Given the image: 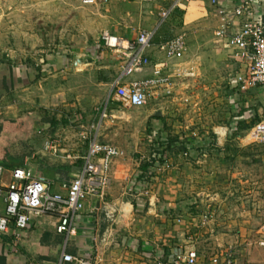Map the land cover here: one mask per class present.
<instances>
[{
	"label": "rangeland",
	"instance_id": "obj_1",
	"mask_svg": "<svg viewBox=\"0 0 264 264\" xmlns=\"http://www.w3.org/2000/svg\"><path fill=\"white\" fill-rule=\"evenodd\" d=\"M152 1L0 0V62L25 75L17 88L2 77L0 163L22 165L38 152L45 156L41 173L76 172L88 138L95 137L119 151L108 163L109 185L83 209L101 220L96 254L113 252L117 261L132 264L114 236L129 232L154 241L164 256L174 247L196 248L204 264L223 248L241 247L230 237L236 230L252 251L264 236V145H246V136L264 117V102L258 88L232 91L227 84L237 63L240 72L244 66L214 33L233 0L221 6L222 14L217 0H203L185 19L180 10L162 19L170 0ZM252 2L264 21V0ZM138 28L154 30L147 55L166 62L174 82L169 93L157 89L139 108L114 99L117 65L99 42L103 32L133 37ZM176 36L184 42L181 58L162 57L156 46ZM216 127L227 129L226 154L204 158L199 140L208 137L218 150ZM160 153L163 161L144 173ZM204 216L210 222L203 227ZM190 228L206 231L187 239ZM211 228L219 238L208 236ZM244 257L240 264H247Z\"/></svg>",
	"mask_w": 264,
	"mask_h": 264
},
{
	"label": "built area",
	"instance_id": "obj_2",
	"mask_svg": "<svg viewBox=\"0 0 264 264\" xmlns=\"http://www.w3.org/2000/svg\"><path fill=\"white\" fill-rule=\"evenodd\" d=\"M190 0H172L161 18H166L176 10L185 11ZM253 0H234L231 11L236 19L223 22L215 31V36L225 47L235 51V56L244 69L230 79V85L236 90L259 88L264 90V21L253 12ZM105 0H82L84 5H96ZM252 3V4H251ZM251 4V6H250ZM224 12L222 9L219 13ZM153 30L137 29L133 37H124L108 32L100 36V48L109 52L117 65V74L110 83L113 97L129 107H142L154 97L157 89L170 92L172 83L166 75L167 64L164 61L151 62L147 50L153 38ZM166 59H180L184 50V42L176 36L156 46ZM150 68L149 77L134 78ZM248 144L264 145V117L260 119L246 136ZM55 152L54 146H47ZM118 150L95 137H89L86 150L80 157V167L69 179L59 183L62 193L53 191V181L43 175H31L24 168H14L6 187L4 211L0 213V234L8 231L11 223L14 229H26L32 218L45 215L51 206L57 208L58 223L55 231L59 234H73L71 223L76 214L83 211L85 202L90 197L101 196L109 185L107 166L109 161L118 154ZM3 167L0 165V193ZM211 216H209V219ZM207 217H203L202 223ZM264 246V240L258 241ZM155 252V251H154ZM153 249H145L144 257L150 264H196L199 254L192 247H182L170 252L167 256L154 254ZM213 256V255H212ZM209 259L208 264H240L236 250L232 247L223 248L218 256ZM62 260L71 264H92L88 258L62 255Z\"/></svg>",
	"mask_w": 264,
	"mask_h": 264
},
{
	"label": "crops",
	"instance_id": "obj_3",
	"mask_svg": "<svg viewBox=\"0 0 264 264\" xmlns=\"http://www.w3.org/2000/svg\"><path fill=\"white\" fill-rule=\"evenodd\" d=\"M144 1L146 2L148 0H144ZM217 1L219 4L216 3L215 6L217 7L218 10H221L222 8L221 6L226 4L228 0H217ZM158 2H160V0H158ZM171 2L172 0H170L169 5ZM233 2L230 1L231 7H232ZM203 3H204L203 0H190L189 3L186 5L185 14H183V18L185 19V16L188 15L189 11H193L192 6L196 5L195 7H199V6H202ZM192 16L193 15L191 14V17ZM227 20H231L234 25L237 23L236 19L232 18V16L229 13L226 18L219 16L218 23H220L221 25L223 22ZM151 29H146V30H151ZM125 34L130 36V34L128 33H125ZM215 42L217 43L220 42L219 45L222 44L221 43L222 41L218 39L217 37H215ZM162 57L164 56L162 55ZM156 60L157 59L154 58V62H158ZM236 61H239V60L236 59ZM237 64H238L237 71L232 76H230L228 83H227L228 87L232 91H235L236 88H232V86L230 85V79H232L234 75H237L241 70L240 64L239 63ZM15 73H18L20 75H15ZM5 75H7V84L10 86H12L13 84L14 88H17L19 84L25 83V75L22 74V72H17V70L15 72L14 70L10 71L9 68L5 66V64L0 62V95L2 94L5 95V92H6L2 88L3 87L2 77ZM150 75L151 73H150V68H149L141 75L134 76V78L139 79L142 77H149ZM172 85H174V82H172ZM10 86L8 87L9 89L11 88ZM258 90L259 91L257 93L259 95L261 94L262 96L261 98H263L261 102H264V91L259 88ZM9 107H12V106L9 105ZM9 107H7V110H9ZM236 118L243 119V116L239 115ZM232 123L233 125L235 124V122H232ZM233 125H231L230 128L233 129L232 127ZM213 131L215 135V138H213L214 146H216L218 150L213 149V144H208V143H211L212 141L210 138L209 139L211 141L208 140V137L203 136L202 139L199 140V142H201V144L203 145V150L201 153L203 155L202 157L204 158L211 156V153L212 154L217 153V155L219 156H223L226 154V149L225 148L223 149L222 145L224 141H226L225 136L227 135L226 134L227 129L216 127L214 128ZM236 138H237V141L242 142V139H240V137H236ZM229 139L231 138L229 137ZM230 142H234V138H232ZM246 145H249L248 142H246ZM35 155L37 156L34 160H28L22 165L12 162V161L9 163H0V165L4 169L2 179H1L2 187H1V193H0V213L4 211V197H5L6 187L8 186V183L10 181L11 171L14 168H19V167L24 168L31 175H43L47 177L48 179H50L51 181H53L54 185L52 189L54 192H59V193L63 192V190L60 189L59 182L63 179H69L70 176L73 174V172L65 174L63 169L61 170V168H56L54 174H52L51 176H47L46 175L48 173L47 170L44 171V173H41V169L39 167V164L40 163L42 164L41 160L43 159V157H45L44 154L38 155V152L32 153L31 159H33ZM108 167L109 165L107 166V169ZM88 208L89 207H86L85 209L86 212L82 211L81 213L79 212L78 214L75 215L71 223L73 234H68V233L59 234L55 231V227L58 223L56 206H51L50 211L47 212V214L45 215L32 218L29 226L22 231L15 230L13 224L11 223L8 231L0 234V264H71L68 262H64L62 260L63 254L82 257V258H88L91 260L92 264H127L125 262L121 263V261H117L116 259H114L113 252L110 253V256H107L104 254L99 256L98 254L94 252V250H92L94 249L95 244L97 246L100 244L99 241H95V240L97 239L98 234L100 235L102 233L101 232L102 230L98 229L99 224H101V220H99L98 216L96 215L88 214L87 213ZM149 211H151V209ZM189 230L190 231L187 232L188 233L187 239H190L193 236L196 237L197 235L201 236L203 231H206V230H199V229L193 231V229L191 228ZM209 234L210 235L208 236H213L214 234L215 239L219 238L220 236L218 232L215 231L214 228H211L209 230ZM138 235H141V234H134V233L129 232L128 236H124L123 233H120V234L115 233L114 236L119 239V244L121 248L128 250L127 252L134 258V262L132 261V264H150L149 260H147L144 257L143 251L146 248L153 249V252L155 251L154 254L156 255L158 253H161V250L159 249L158 245L154 241H151L148 239H141L142 236H138ZM102 236H104L103 233H102ZM230 237L235 239L236 242L237 241L240 242V244L238 245L241 247L238 249H235L238 259L242 260V258L244 257L243 253L245 250V252H247V257L246 258L244 257V258L246 259L247 264H264V246H260L258 243L257 244L254 243L253 244L254 250L251 251L250 243H248L245 245L246 246L245 248L244 244H241L242 241H244L245 239H244L243 234L239 230L233 231ZM260 237H261V240H264L263 235H261ZM255 245L256 246L258 245V246L256 247ZM169 246L170 245H168V247ZM197 248L199 247L197 246ZM177 249H178L177 247H174L173 249L170 250V252L172 253L173 251H176ZM194 249L199 254V251L196 248ZM129 250L131 252H129ZM162 254L164 255L165 253H162ZM101 260H103V262L100 263ZM196 264H204V257L201 254H199V259Z\"/></svg>",
	"mask_w": 264,
	"mask_h": 264
},
{
	"label": "trees",
	"instance_id": "obj_4",
	"mask_svg": "<svg viewBox=\"0 0 264 264\" xmlns=\"http://www.w3.org/2000/svg\"><path fill=\"white\" fill-rule=\"evenodd\" d=\"M178 11H179V10H178ZM164 41H165V40H164ZM162 42H163V41H162ZM161 155H162V153H160V155L158 154V157H157L156 159H154V160H151L150 164L147 165V167L144 166V168H143V172L145 173V172H147L149 169H151V167L154 166L155 162H157V161L162 162L163 159H162V160L160 159V156H161ZM80 163H81V162H80ZM79 166H80V165H79ZM145 169H146V171H145ZM143 172H140V173H143Z\"/></svg>",
	"mask_w": 264,
	"mask_h": 264
},
{
	"label": "water",
	"instance_id": "obj_5",
	"mask_svg": "<svg viewBox=\"0 0 264 264\" xmlns=\"http://www.w3.org/2000/svg\"><path fill=\"white\" fill-rule=\"evenodd\" d=\"M127 106H129V105H127Z\"/></svg>",
	"mask_w": 264,
	"mask_h": 264
}]
</instances>
